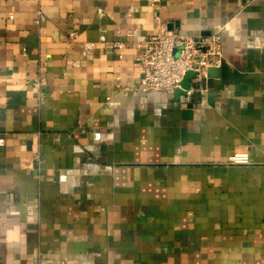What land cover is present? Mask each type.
<instances>
[{
    "label": "crops",
    "instance_id": "0c3cea01",
    "mask_svg": "<svg viewBox=\"0 0 264 264\" xmlns=\"http://www.w3.org/2000/svg\"><path fill=\"white\" fill-rule=\"evenodd\" d=\"M159 15L223 32L180 108L136 65ZM0 264H264V0H0Z\"/></svg>",
    "mask_w": 264,
    "mask_h": 264
},
{
    "label": "built area",
    "instance_id": "2783aa9c",
    "mask_svg": "<svg viewBox=\"0 0 264 264\" xmlns=\"http://www.w3.org/2000/svg\"><path fill=\"white\" fill-rule=\"evenodd\" d=\"M156 32L149 37H136L140 50L136 65L141 71L142 89L145 93L174 95L189 72L194 76L187 96L209 91V70L221 68L225 63L224 38L221 30L199 36H191L168 29L159 15ZM126 43H116L112 48L122 56ZM91 48V47H88ZM248 152H239L230 158L231 165H249Z\"/></svg>",
    "mask_w": 264,
    "mask_h": 264
},
{
    "label": "water",
    "instance_id": "95a60500",
    "mask_svg": "<svg viewBox=\"0 0 264 264\" xmlns=\"http://www.w3.org/2000/svg\"><path fill=\"white\" fill-rule=\"evenodd\" d=\"M221 68H211L209 70V75L212 76V72H220ZM194 76L193 72H189L186 77L184 82L182 83V88L177 89L174 93V98H175V106L177 108L181 107L182 99L187 97V90H189L192 86L191 80ZM183 114L185 115V118L191 119L193 116V111L191 109H183L182 110Z\"/></svg>",
    "mask_w": 264,
    "mask_h": 264
},
{
    "label": "rangeland",
    "instance_id": "374dc122",
    "mask_svg": "<svg viewBox=\"0 0 264 264\" xmlns=\"http://www.w3.org/2000/svg\"><path fill=\"white\" fill-rule=\"evenodd\" d=\"M235 154H237V153H235ZM235 154H234V155H235ZM234 155H233V156H234ZM229 161H230V158H229Z\"/></svg>",
    "mask_w": 264,
    "mask_h": 264
}]
</instances>
